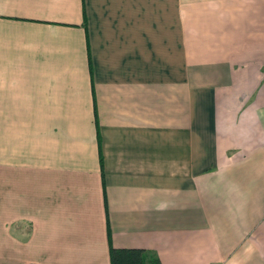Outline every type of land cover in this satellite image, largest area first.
I'll list each match as a JSON object with an SVG mask.
<instances>
[{
  "label": "crops",
  "instance_id": "obj_1",
  "mask_svg": "<svg viewBox=\"0 0 264 264\" xmlns=\"http://www.w3.org/2000/svg\"><path fill=\"white\" fill-rule=\"evenodd\" d=\"M264 264V0H0V264Z\"/></svg>",
  "mask_w": 264,
  "mask_h": 264
},
{
  "label": "trees",
  "instance_id": "obj_2",
  "mask_svg": "<svg viewBox=\"0 0 264 264\" xmlns=\"http://www.w3.org/2000/svg\"><path fill=\"white\" fill-rule=\"evenodd\" d=\"M110 264H161L158 256L143 248H110ZM38 264V263H29Z\"/></svg>",
  "mask_w": 264,
  "mask_h": 264
}]
</instances>
